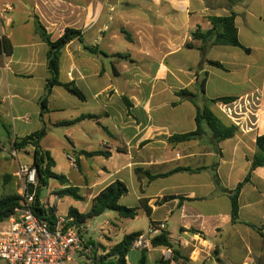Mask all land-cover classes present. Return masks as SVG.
Returning a JSON list of instances; mask_svg holds the SVG:
<instances>
[{
  "label": "crops",
  "instance_id": "0c3cea01",
  "mask_svg": "<svg viewBox=\"0 0 264 264\" xmlns=\"http://www.w3.org/2000/svg\"><path fill=\"white\" fill-rule=\"evenodd\" d=\"M4 4L12 9L1 12ZM231 12L239 42L249 51L208 45L203 54L202 41L193 34L211 29L210 17ZM37 19L52 41L67 28L80 31L61 51L59 80L74 82L85 99L54 86L42 104L51 73ZM3 38L11 46L9 54L0 50L3 179L15 178L20 164H33V155L28 149L31 161L21 163L4 160L1 153L12 156L17 139L46 129L40 146L55 160L53 171L85 197L81 213L119 180L128 188L119 204L138 208L133 220L146 216L149 223L148 232L131 227L123 237L147 235L152 227V239L170 236L172 248L133 246L129 264L143 255L147 264H204L214 249L213 264H264V237L248 225L264 226V168L254 169L241 190L239 215L245 223H232L227 193L247 176L257 138L264 135V0H0V44ZM224 97L237 98L228 104L232 116L222 102L210 108L223 123L238 127L234 137L217 144L203 126L190 140H171L195 132L198 109ZM65 121L76 122L60 125ZM60 155L75 157L77 167L68 161L73 174L61 170ZM178 168L204 170L172 173ZM137 169L157 177H140ZM63 188L53 186L51 193ZM51 193L40 198L41 205L58 218ZM101 216L112 220L101 226L98 244L87 223L82 225L83 239L100 249L99 257L123 239L113 242L124 222L119 213V218L108 211ZM175 251L178 261H173Z\"/></svg>",
  "mask_w": 264,
  "mask_h": 264
},
{
  "label": "trees",
  "instance_id": "16d2710c",
  "mask_svg": "<svg viewBox=\"0 0 264 264\" xmlns=\"http://www.w3.org/2000/svg\"><path fill=\"white\" fill-rule=\"evenodd\" d=\"M209 21L211 23V29L206 32L196 31L193 34L194 39L202 41V46L200 50L204 54L208 45L211 46H233L244 49L240 44L238 39V30L235 26V13L231 12L229 16L224 17H210ZM36 31L41 39L48 45V67L51 73V78L48 80L45 96L42 99V104L45 106L47 103V97L49 96L52 88L54 86H62L70 94L78 97L79 99H85L83 92L76 86L74 82L62 83L59 80V62L61 57L62 49L69 44L73 39L80 36V31L67 28L64 34L56 41H52L51 36L47 33L45 27L36 20ZM187 46H192L187 44ZM0 50L9 54L11 51V46L6 38H3L0 44ZM249 51L248 49H244ZM217 67H223L222 64L215 61H207ZM186 93V91H184ZM237 100L235 97H224L219 99H214L209 102V105L200 107L196 116L197 129L195 132L176 135L171 138L172 141L182 142L192 139L195 136H199L203 133V126L208 127L211 131L213 138L216 140L217 144L232 138L238 132V127L235 125H226L223 121L211 110L210 104H215L217 102H222L225 104L233 103ZM82 118H91V116H84ZM81 118V119H82ZM80 120V119H79ZM78 121V120H76ZM76 121H65L60 123V125H70ZM46 134V129H42L24 139H17L14 142L13 148L16 151L28 152V149L32 151L33 155V165L38 169L39 177V188L36 194V205L34 208L35 214L41 220H47L50 223H54L56 220L55 214L50 215L48 210H45L41 205V187H47L49 180H56L63 189L59 190L56 194L59 197L70 196L77 201H85V197L80 194V189L74 186H68L69 181L64 175H59L53 171L55 167V160L50 155L49 152L44 151L40 146V141ZM256 154L251 162V168L237 187L231 191H227L231 200V216L232 223H245L239 215V196L243 187L251 181L252 171L258 167L264 168V135L257 138L256 141ZM220 150L217 148V154ZM87 154V153H85ZM204 170V168L189 169V168H178L172 173L179 171L197 172ZM137 175L147 176L150 180L155 179L157 176H153L148 171L142 169L136 170ZM171 173V174H172ZM215 180L218 183V174L215 173ZM12 177L10 175H5L4 179L8 180ZM16 178V177H15ZM128 188L122 181H115L106 187L100 194H98L91 202L90 209L86 213H81L78 209L71 207L68 211V217L73 218L74 224L77 226L85 225L90 219L101 216L106 211L118 212L124 218L133 219L138 215V208H127L119 204V199L127 194ZM170 197H165L163 200L169 199ZM22 197L19 193H8L0 195V223L5 222L13 213L15 208L20 204ZM150 212V211H148ZM256 232H258L262 237H264V226L257 227L248 224ZM191 232H195L192 230ZM143 233H132L125 235L123 239L116 245H114L109 250H106L107 255H101L96 261V264H129L127 261V256L132 250L133 244ZM151 248H172L173 242L167 233H162L150 241ZM97 248V247H96ZM213 256L218 257V251L213 250ZM97 255V253H95ZM180 258V253L178 251L174 252L173 261H178ZM170 261H165L169 263ZM137 264H147V259L145 255L138 261Z\"/></svg>",
  "mask_w": 264,
  "mask_h": 264
},
{
  "label": "built area",
  "instance_id": "2783aa9c",
  "mask_svg": "<svg viewBox=\"0 0 264 264\" xmlns=\"http://www.w3.org/2000/svg\"><path fill=\"white\" fill-rule=\"evenodd\" d=\"M11 9L9 4H4L1 12L6 13ZM221 106L231 116L235 113L228 104L222 103ZM232 121L236 122L234 118ZM12 156H17L16 150L12 152ZM67 159L73 167H77L74 156L67 155ZM15 177L19 182V195L22 199L14 213L1 223L0 260L6 264H96L99 258L95 255L96 247L83 239V227L74 224L73 218L68 215L59 216L54 223H50L35 214L39 188L37 167L33 164H20ZM30 185L33 186L31 194ZM155 230L152 227L149 233L141 235L133 246L151 248L150 241ZM167 252L170 254L171 250L168 249ZM215 259L213 254L208 255L204 264H213Z\"/></svg>",
  "mask_w": 264,
  "mask_h": 264
},
{
  "label": "rangeland",
  "instance_id": "374dc122",
  "mask_svg": "<svg viewBox=\"0 0 264 264\" xmlns=\"http://www.w3.org/2000/svg\"><path fill=\"white\" fill-rule=\"evenodd\" d=\"M1 157L4 160L8 159L9 161H11L12 159L19 160L21 163L31 161V155L25 153L24 151H18V157H12L9 153H1ZM58 160H59V165L61 166V170H63V172L68 171L70 174L74 173L75 170L68 166L69 162H68L66 156L60 155L58 157ZM75 174H76V172H75ZM7 175H10V174H7ZM10 176L13 177L12 175H10ZM58 184L59 183L56 180H49V184H48L49 186L41 187V197L47 199V197L51 193V188L53 186L58 185ZM17 192L19 193V182L16 178L4 180L3 176H0V195H4V194H8V193H17ZM51 202H52V204H55L57 214L59 216H62V217L67 216L68 211L71 207L80 209L81 211L85 210V209H83L84 204L82 202L77 201L70 196H65V197L61 198L57 194L53 193L51 196ZM108 212L111 213L112 215H116L117 218H119L117 212H115V211H108ZM111 220L112 219H110L108 216H98V217H95L93 219H90L87 222V225L89 228V235L91 236V238L94 240V242L96 244H98L97 243L98 240L100 239V237H102L101 226L105 222L111 221ZM113 221H115V220H113ZM123 221L124 222L121 225L120 231L115 232V234L118 237L114 236L113 242H116V243L119 242L121 240V238L123 237V234L125 231L131 232V231H129V228H131V227H135V228H139V229L144 228L143 229L144 232H148L149 223H148L146 216H142L141 218H138L135 221L133 219H130V218H124ZM0 226H1V223H0ZM99 252H100V249L98 250V248H95V253H99ZM102 255H107V253L102 254ZM131 257H132V253H131ZM129 259H130V256H129ZM0 264H6V263L4 261L0 260Z\"/></svg>",
  "mask_w": 264,
  "mask_h": 264
},
{
  "label": "water",
  "instance_id": "95a60500",
  "mask_svg": "<svg viewBox=\"0 0 264 264\" xmlns=\"http://www.w3.org/2000/svg\"><path fill=\"white\" fill-rule=\"evenodd\" d=\"M33 192V186L32 185H30L29 186V193L31 194ZM52 212V211H51ZM51 212H50V215H51Z\"/></svg>",
  "mask_w": 264,
  "mask_h": 264
}]
</instances>
